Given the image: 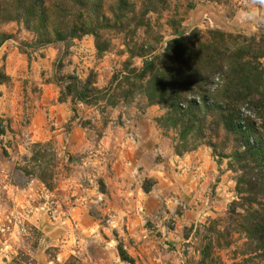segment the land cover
Instances as JSON below:
<instances>
[{
    "label": "rangeland",
    "instance_id": "obj_1",
    "mask_svg": "<svg viewBox=\"0 0 264 264\" xmlns=\"http://www.w3.org/2000/svg\"><path fill=\"white\" fill-rule=\"evenodd\" d=\"M0 264H264V0H0Z\"/></svg>",
    "mask_w": 264,
    "mask_h": 264
}]
</instances>
